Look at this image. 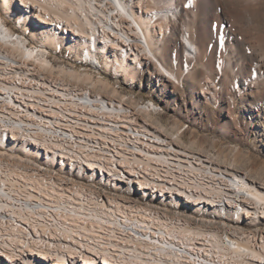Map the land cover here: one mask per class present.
I'll return each instance as SVG.
<instances>
[{"label":"built area","instance_id":"built-area-1","mask_svg":"<svg viewBox=\"0 0 264 264\" xmlns=\"http://www.w3.org/2000/svg\"><path fill=\"white\" fill-rule=\"evenodd\" d=\"M133 1L143 6L142 13L154 14L147 5L151 0ZM112 2L123 5V0H110V5L84 0L80 18L115 36L117 44L130 36L121 27L120 14L112 9ZM128 47L134 50L131 39ZM126 116L117 105L42 83L14 70L0 57V130L45 142L80 162L92 161L96 167L137 174L158 188L173 191L185 187L187 193L201 195V199L230 200L217 198V190L208 185L214 177H226L225 170L161 148L143 128L126 124ZM224 187L231 188L230 182ZM131 243L144 245L171 264H232L226 256L234 254L233 247L239 241L230 237V245H223L222 236L177 227L162 215L94 199L81 190L0 168V250L6 254L21 253L25 246L51 249L53 255L110 254L114 248ZM253 244L250 239L252 248Z\"/></svg>","mask_w":264,"mask_h":264},{"label":"rangeland","instance_id":"rangeland-1","mask_svg":"<svg viewBox=\"0 0 264 264\" xmlns=\"http://www.w3.org/2000/svg\"><path fill=\"white\" fill-rule=\"evenodd\" d=\"M197 1V5L190 8L187 0H181L185 17L179 23L182 28L186 27L192 41L199 47L200 56L197 58L185 61L180 46L173 56L164 47L169 41L164 37L158 41L160 32L150 30L156 54L177 82L175 85L162 82L158 88L155 87L158 91L153 89L155 84H150L147 79L146 68L143 66L140 69L142 64L139 60L131 61L128 58L127 69L130 75L119 72V78H116L113 69L115 59H121L119 53L110 54L106 59L99 56L97 67L96 64H89L82 38L75 37V41H71L64 32L75 30L82 23L74 0L73 5H64V10L73 15L69 25L64 23L60 30L57 26L52 27L50 35L57 36L55 42L47 41L43 45L44 34L34 26L39 25L37 22L33 24L30 20H24L22 30H28L26 36L29 41L46 49L48 54L44 56L55 69L45 71L47 75L88 87L98 94L122 100L131 106L139 101L160 102L162 108L158 112L140 114V118L151 128L169 137L176 145L205 156L217 167L240 174L255 182V186L264 188V0H213L216 3L214 7L210 0ZM3 4L6 6L4 9L0 7V15L2 19L3 12L12 16V22L7 20V26L14 29L13 24L22 22L23 16L14 11L9 0H0V6ZM35 4L44 8L39 0H35ZM27 21L30 24H26ZM67 34L72 37L70 32ZM177 38L179 40L180 37ZM67 41L71 42V48L65 45ZM252 66H258L262 73L261 79L255 83L249 79ZM148 67L152 74L151 63H148ZM245 83H249V86H245ZM159 91L162 98L155 96ZM171 91L174 94H170ZM0 157L22 165H30L39 158L27 155L19 146L0 148ZM253 205L249 203L247 206ZM177 207L173 203L164 206L171 213L178 212L189 222L221 235H226L228 231L233 234L236 232L237 235L253 231L259 235L264 230L262 213L246 221L240 219L241 215L236 217L230 214L223 220L219 211ZM138 247L132 243L118 246L110 252V261L112 264H171L167 258L147 250L144 245ZM238 255L235 254L234 259H240L241 264L246 255ZM231 256L233 254L226 256L229 263ZM0 264L5 262L0 259Z\"/></svg>","mask_w":264,"mask_h":264},{"label":"bare ground","instance_id":"bare-ground-1","mask_svg":"<svg viewBox=\"0 0 264 264\" xmlns=\"http://www.w3.org/2000/svg\"><path fill=\"white\" fill-rule=\"evenodd\" d=\"M9 1L13 4V8H15L14 11L18 12L23 17H21L22 22L19 21L17 24H13L14 29H11L7 26V20L12 22V16L3 12L2 15L4 19H2L0 15V25H2V30H0V57H2L3 61L8 62L14 70H20L26 72L33 78H39L42 83L61 86L71 91L80 92L82 96L98 97L101 100L110 102L112 105H117L119 108L124 109L126 114L129 115L126 116V124L135 123L136 126L143 128V132H147L155 138L160 143L161 148L179 151L183 155H188L204 165H212L219 170H225L214 165L205 156L190 152L176 145L173 140L157 132L140 118V114L142 113H156L158 110H161L162 105L160 102L151 100L139 101L136 105L131 106L124 103L122 100L108 98L98 94L88 87L78 86L66 82L61 78L46 74L45 71L55 70L52 64L47 60V57L44 56L47 51L41 48L42 46L38 43H32L27 39L26 34L28 30H22V23L26 19L30 20L33 24L36 22L37 24L39 23V25L34 26H36L35 28L37 31L44 34V46L47 41L55 42L57 36H52L50 33H52V29L56 26V28L60 30L61 25L64 23L69 25L73 15L64 10V5L72 4L73 0H39L44 8L39 7V4H35V0ZM74 1L77 3L76 8H78L80 12L83 11L84 0ZM101 1H103V5H110V0ZM187 1V5L190 8L195 7L198 2L197 0ZM158 2L165 3V5ZM210 2H212V6L214 7L216 4L215 1L210 0ZM4 5L5 4L0 7L4 9ZM147 5L152 6L154 14L142 13L143 6L138 4L137 1L123 0V5H121L120 2H112V9L118 10L117 13L120 14L121 18L119 22L121 27L125 28L127 30L126 34L130 36L121 38L123 42H118L117 44L115 42V36H108L102 30L94 29V26L85 18H80L82 23L79 24L80 26L78 25V27H75V30L68 29L66 31L64 30V32H66L67 38H70L71 41H75V37L82 38L81 40L86 47L85 56L88 57L90 61L89 64H96V67L99 65V56L106 59L110 54H121V59L116 58L114 61L113 69L116 73V78L121 76V74L117 75L119 72L124 73L126 76L130 75L127 69L128 58L131 61L135 59L137 61L139 60L140 64H142L140 65L142 67L140 69H143V66L146 68L147 79L150 84H155L153 87V89H155V87L158 88L162 82H165V84L168 82H176V77L172 72L168 71L156 54L151 43L150 30L154 33H156L157 30L160 32L158 41H161L164 37L167 41L171 42V44L168 42V45L166 44L164 47L165 50L168 49L170 54L173 53V56L176 55L174 53L177 52V47L180 46L185 61L186 59H195L197 56H200V50L192 41L186 27L184 28L183 26L182 28L179 25L181 20L185 17L184 6L181 0H151ZM26 24H30L29 21H27ZM120 24L119 28L121 30ZM45 25L51 27L48 28ZM68 32L71 33L72 37L67 34ZM170 34L171 36L169 37ZM12 37H15V39H12ZM177 37H180L179 40ZM130 39L134 50L128 47V45H130ZM65 45L71 48V42L67 41ZM148 63H151L153 76H151L152 74L148 69ZM153 64L155 66H153ZM71 76H73V74H71ZM261 76L262 73L259 67L254 66L249 79L251 83H255L261 79ZM101 84L106 86L105 83ZM245 86H249V83ZM118 87L119 85L117 84L116 88ZM155 90L158 91L157 89ZM170 94H174V92L171 91ZM155 96L157 98H162L160 91L156 92ZM5 146H19L22 152L39 158L31 162L30 165H26V163L22 165L0 157V168L15 169L26 172L29 176L34 178H42L54 184H62L67 189L81 190L86 192L88 197H93L94 199L103 198L108 201L125 204V207H136L137 209L145 210L154 215H162L164 220L174 222L177 227L199 228L201 231H206L214 236H222L223 245H230V237L233 239L235 237L239 243L245 241L246 246L238 243L237 246L233 247L236 250H234L233 256L229 259L230 263L231 261H235L234 264L240 263V259L237 261L234 259V255L239 253V257L241 255H246L244 256V262L241 264H264V230L260 231L259 235L249 230V232L246 233L241 232L242 234L240 235L235 234L236 232L234 233L235 235L233 232L229 233L231 231H228L226 235H223L224 233L221 235L217 231H212L210 229H208L210 230L208 231L206 230L207 228L189 222L178 212L171 213L164 208L165 205H171L173 203L178 205L177 209L180 206V208L191 207L193 209L200 208L215 212L219 211L221 213L220 215L223 216V218H221L223 220L227 219L228 214L235 215L236 217L237 215H241L240 219H243V221L257 217V213L259 217V213L264 214V188L255 186V182L240 176V174H233L225 170L224 173L226 177L224 175L214 177L210 181V184H208L217 190V198L227 197L230 198V200L238 202L216 198L201 199V195L187 193L185 187H177V189L173 191H169L165 188H158L155 182H147L137 176V174H129V172L120 173L119 170H113L111 168L96 167L95 163L92 161L80 162L69 157L61 150L48 147L45 142H37L31 137L18 136L16 133L0 130V148L2 149ZM229 182L231 188H225L224 186L229 185ZM223 189L228 192H225ZM118 191L120 192L118 193ZM245 197L246 199L243 201ZM138 199H143L144 201L140 202ZM246 202H248V204H255V207L258 209H255V207H253L254 205L248 207ZM251 210L254 211L251 212ZM261 216L264 217V215ZM250 239L251 242H254V248L249 245ZM138 246L139 245H137V247ZM110 258L111 257H109L107 253L82 255L76 252H69L68 255H53V250L51 249L34 250L32 246L23 247L21 253L6 254L3 250H0V259L5 262V264H112ZM133 264H135V262Z\"/></svg>","mask_w":264,"mask_h":264},{"label":"snow or ice","instance_id":"snow-or-ice-1","mask_svg":"<svg viewBox=\"0 0 264 264\" xmlns=\"http://www.w3.org/2000/svg\"><path fill=\"white\" fill-rule=\"evenodd\" d=\"M218 11H219V9H218ZM0 30H2V25H0ZM12 39H15V37H12ZM220 39H221V46H223V38L221 37ZM248 51H249V53L251 52L250 49Z\"/></svg>","mask_w":264,"mask_h":264}]
</instances>
